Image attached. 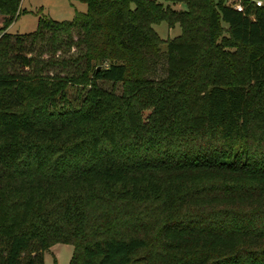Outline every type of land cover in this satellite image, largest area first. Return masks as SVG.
I'll use <instances>...</instances> for the list:
<instances>
[{
    "label": "trees",
    "instance_id": "obj_1",
    "mask_svg": "<svg viewBox=\"0 0 264 264\" xmlns=\"http://www.w3.org/2000/svg\"><path fill=\"white\" fill-rule=\"evenodd\" d=\"M82 1L0 0V264H264V4Z\"/></svg>",
    "mask_w": 264,
    "mask_h": 264
},
{
    "label": "rangeland",
    "instance_id": "obj_2",
    "mask_svg": "<svg viewBox=\"0 0 264 264\" xmlns=\"http://www.w3.org/2000/svg\"><path fill=\"white\" fill-rule=\"evenodd\" d=\"M226 3L235 4L240 0H224ZM174 8H184L181 2L170 3ZM264 4V0H262ZM19 12L14 20L7 26L11 33H23L32 31L37 27L38 17L41 15L50 16L54 19H71L75 10H85L86 4L82 0H20ZM1 24V16H0ZM224 27L227 24L222 22ZM154 29L163 39L173 37L180 32V26L176 23L169 28L165 21L153 24ZM227 35V31L224 32ZM108 87L109 83L102 82ZM72 98L76 97L73 90L70 91ZM74 100V99H73ZM73 246L70 243H54L49 249L43 252V264H70Z\"/></svg>",
    "mask_w": 264,
    "mask_h": 264
},
{
    "label": "built area",
    "instance_id": "obj_3",
    "mask_svg": "<svg viewBox=\"0 0 264 264\" xmlns=\"http://www.w3.org/2000/svg\"><path fill=\"white\" fill-rule=\"evenodd\" d=\"M254 2H255L256 5H261V4H262V0H254ZM233 5H234V7H235L236 9H238V10H242V4H241L240 1L237 2V3H235V4H233Z\"/></svg>",
    "mask_w": 264,
    "mask_h": 264
}]
</instances>
